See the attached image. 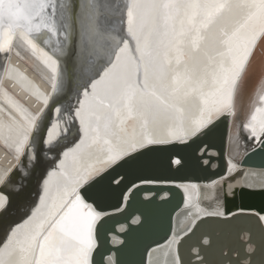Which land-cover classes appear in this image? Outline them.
<instances>
[{
	"label": "bare ground",
	"instance_id": "bare-ground-1",
	"mask_svg": "<svg viewBox=\"0 0 264 264\" xmlns=\"http://www.w3.org/2000/svg\"><path fill=\"white\" fill-rule=\"evenodd\" d=\"M79 1L70 0L78 34ZM128 1L131 17L125 31L132 56L120 54L112 68L104 65L101 79L81 94L82 105L77 98L73 102L72 115L80 107L86 134L62 150L58 167L48 168L37 205L13 224L0 249V264H40L41 245L55 230L61 245L47 244L43 259L55 253L60 260L54 264H86L96 222L119 213L124 196L140 184L178 185L187 201L176 214L172 234L149 248L147 264H181L187 257L195 264H231L228 260L241 251L252 255L256 244L248 220L253 217L264 237V168L244 166L242 159L254 145L249 136L259 138L264 130V74L254 89L242 86L264 41V0ZM90 5L88 0L86 8ZM9 42L6 37L0 49V73L6 66L12 73L0 87L5 101L0 103V176L15 166L13 148L22 132L32 134L20 122V112L38 119L52 94L54 68L47 52L32 55L24 40H19L23 52L13 50L6 62ZM259 58L264 59V46ZM69 68L71 73L72 62ZM225 116L237 117L245 136L240 138L231 125L223 169V158L215 162L212 146L193 140ZM147 148H152L148 171L123 163ZM181 165L185 172L170 175ZM41 166L24 179L26 188L14 207L33 189V175ZM229 221L235 222L232 230H227Z\"/></svg>",
	"mask_w": 264,
	"mask_h": 264
},
{
	"label": "water",
	"instance_id": "water-1",
	"mask_svg": "<svg viewBox=\"0 0 264 264\" xmlns=\"http://www.w3.org/2000/svg\"><path fill=\"white\" fill-rule=\"evenodd\" d=\"M87 2L88 0L79 1L80 33L78 34L73 17V4L70 0L65 2L64 0H43V2L41 0H0V49L6 37L10 41L5 50L4 60L8 61L13 50L22 53L19 40H24L29 43L32 55L41 49L47 52V56L54 63L53 80L50 85L52 94L47 99L43 111L38 113L37 120L20 112V122L27 125L32 130V134L30 135L27 131L22 132L12 153L16 164L13 168L2 171L0 176V237L5 236L0 242V249L12 233L14 225L20 224L24 218H27L37 205L39 192L46 184L45 174L48 168L58 167L62 150L73 143H79L86 134L80 114L78 118L80 107L76 109L75 116L72 115L73 102L77 98L78 104L81 102L82 105L84 97L81 94L84 96L85 88L90 89L101 79L102 75L99 72L104 65L107 64L112 68L120 54L125 57L131 55L128 48L131 38L126 37L125 31V26L131 17L129 1L91 0L89 7L91 10L86 8ZM140 7L141 5L139 9ZM126 12L129 14L127 19ZM111 28H113L112 31ZM5 29H7L6 33H4ZM263 44L264 41L245 74L242 83L244 90L250 87L254 89L264 74V59L259 58ZM133 61L135 62L134 59ZM44 62L46 63L45 60ZM70 62L74 66L71 72L73 79H71L69 68ZM6 68L3 73H0V87L4 77L12 75ZM256 72L258 77L255 80ZM140 82L139 75V85ZM133 87L135 88L134 85ZM98 98L96 100L99 102ZM3 102H5L4 98L0 97V103L4 104ZM1 113L5 115L2 110ZM59 115L62 119L61 117L59 119ZM254 115L253 112L250 123ZM56 124H59L58 130L55 127ZM231 125L243 139L245 135L242 136L239 132L240 125L237 117L235 119L233 116H225L218 124L211 126L193 140L200 146L204 144L212 146L217 153L215 162H218L220 156L223 158V169L227 163L226 139ZM4 130L1 128L4 136H8V131ZM249 138L254 141V145L250 148L252 149L250 154L245 155V153L242 156L243 165L264 168V130L259 138H255L254 135H250ZM151 150L152 148L144 149L127 158L123 163L130 164L137 171L143 169L146 172L148 171L147 155ZM38 164L42 166L33 175L35 177L33 189L31 191L28 189L23 198L19 197V203L14 207L18 194L20 195L26 188V176H30V172ZM141 165L144 166L141 167ZM164 169L167 171L166 167ZM179 171L185 172L183 165L180 168H174L170 175L174 176ZM197 172L200 173L199 170ZM166 192L168 196L162 198L161 195ZM146 194L150 196L145 198ZM127 195L128 198H126ZM186 205L185 192L178 185L134 186L124 196L119 213L101 218L96 222L95 231L91 233L93 249L86 258V264H147L149 248L164 242L172 234L176 214ZM256 221L257 217L248 220L252 228L251 235L255 239V252L249 255L241 251L240 255L229 260L231 264H264V237L261 236V229L255 226ZM228 224L227 230L234 229L235 222L229 221ZM236 228L238 230L239 226ZM61 238V234L55 230L50 240L41 245L38 255L40 264H54L55 261L57 263L60 260L56 258L55 253L44 256V259L42 256L47 251L48 245L52 248L60 246ZM113 238L118 239L117 244H113ZM187 258L186 261L183 260V264H195L192 262L193 259L190 261Z\"/></svg>",
	"mask_w": 264,
	"mask_h": 264
},
{
	"label": "rangeland",
	"instance_id": "rangeland-1",
	"mask_svg": "<svg viewBox=\"0 0 264 264\" xmlns=\"http://www.w3.org/2000/svg\"><path fill=\"white\" fill-rule=\"evenodd\" d=\"M220 187H221V186H220ZM215 189H217V188H215ZM220 189L222 190V187H221ZM114 239H116V238H114ZM114 239H113V241H114ZM114 243L116 244V243H117V240H115ZM229 260H230V259H229ZM229 260H228V262H229ZM181 264H183V260H182V258H181Z\"/></svg>",
	"mask_w": 264,
	"mask_h": 264
}]
</instances>
